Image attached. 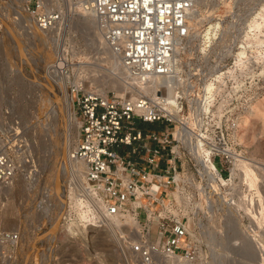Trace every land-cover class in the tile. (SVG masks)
<instances>
[{"label": "built area", "instance_id": "obj_1", "mask_svg": "<svg viewBox=\"0 0 264 264\" xmlns=\"http://www.w3.org/2000/svg\"><path fill=\"white\" fill-rule=\"evenodd\" d=\"M196 1L23 0L18 14L28 17V33L54 50L42 85L56 86L44 81L46 77L65 81L78 136L68 164L60 163L44 176L17 124L0 131V186L23 177L27 194L22 215L44 220L29 242L22 237L27 233L24 220L16 231L0 232V264H77L74 252L67 251L71 245H65L61 260L56 256L59 227L77 222L67 240L73 244L90 231L106 229L112 217L122 226V233H114L122 264H204V233L196 228L203 224L198 220L246 219L257 212V202L252 206L247 201L255 198L254 192L231 168L247 157L237 132L246 110L262 94L259 63L253 58L246 66L236 65L234 50L241 48L243 39L232 36L233 50L216 55L212 44L202 54L200 68L185 71L179 60L175 69L177 51L189 37L188 21ZM75 5L93 12L105 49L126 70L138 79H169L174 104L167 102L163 85L157 87L155 100L142 93L126 97L90 89L89 78L100 71L80 63L91 62L82 59V53L94 54L86 45L92 30L84 51L68 55L59 49L79 22V14L72 10ZM205 83L211 89L204 95ZM141 124L163 127L142 131ZM69 160L82 169L76 172ZM69 194L82 218L74 216ZM205 237L210 241V234Z\"/></svg>", "mask_w": 264, "mask_h": 264}, {"label": "rangeland", "instance_id": "obj_2", "mask_svg": "<svg viewBox=\"0 0 264 264\" xmlns=\"http://www.w3.org/2000/svg\"><path fill=\"white\" fill-rule=\"evenodd\" d=\"M21 3L22 0H0V131L4 133V130L8 131L17 124L23 138H25L28 145L31 146V150L35 156L37 169L45 176V174H48L50 171L60 168V162L67 159L69 152L71 153L72 149L75 147V142L71 139L74 142L71 141L72 147L65 144L63 130L67 124V119L63 115L64 110L59 105L53 106L52 109V106L50 105L51 103L53 105L57 104L56 96L58 93L56 94L54 90L42 85L43 83L41 81H43L44 75L48 69L45 62L48 60L44 53H46L49 48L46 43L40 42L37 38L32 37L28 33L26 28L28 23H26L18 14V4L20 5ZM193 11L196 16L194 20L195 26L190 27L191 29L186 44L181 50L177 51L180 55L179 60L182 62L183 70L187 71V69L193 70L200 68V59L204 53L202 50H207L203 49V33L210 24L218 21L223 28V33L220 34L219 38L221 37L223 40L221 41L218 39L214 44L216 55L225 52L226 50L228 51L230 47L232 48L234 42L232 36H236L242 38L243 41L241 43V48L234 50L235 54L239 49H243L245 55L242 57L247 60V63L253 61V58L259 63V68L256 71L259 73L262 94L256 102L259 101L262 96H264V0H198ZM253 19H256L262 25L258 30L251 29L249 26ZM82 30L83 27L79 22L78 24H75L70 33H68L70 37L65 44L60 46L59 49L66 52L68 55L71 52H77L80 48L83 50L84 45L87 43L86 39H89L91 35L85 34ZM74 31L76 33H74ZM247 36L250 42L246 40ZM17 37L20 39L21 47H18L17 45ZM255 37H259V43L254 42ZM86 45L88 47L93 44L87 43ZM44 48L47 49L45 50ZM88 48H90V46ZM91 49L94 51L93 48ZM233 49L234 47L232 50ZM51 50L54 52L53 49ZM41 52H43V54ZM261 53H263V55ZM105 56L106 55L103 53L100 56L98 54L96 55V60L102 58L105 62L100 63L94 60V57H89V52L82 53V59L90 60L99 66V70H96L100 72L94 77H104H102L103 82H97L96 79L90 78V81L92 80L91 84L93 83V80L97 83L94 82V85L89 83V85L93 88L102 90V92L112 93L116 96L125 95L126 97H130L131 92L136 90L130 89V91H125L126 89H124L122 91L118 83L108 77L109 74L106 70L109 71V69L106 68H108L109 65L106 63L107 56ZM235 56L234 61L236 62L237 59ZM90 81L88 80V82ZM113 82H116L117 85ZM68 93L70 94V91H68ZM45 103L47 105H45ZM66 106L69 109L70 105H67L66 103ZM68 109V114L66 113L67 115L70 114ZM247 110L242 120L247 115ZM261 115L252 119L250 124L246 125V127L245 125L242 126V120L240 123L243 128L240 127L238 141L245 149L247 158H249V161L252 164H254L252 161L253 158L257 164L259 159L260 161L264 160V108L261 110ZM161 127L163 126L158 124H141L138 126L142 131H157L161 129ZM215 165L217 168H220L218 161L215 162ZM251 169L253 170V168ZM254 173V182L256 181L254 185H251L253 184L251 182V176H245L246 178L244 179H247V181L249 180L251 186L256 187V183L258 184L257 187H259L261 197L264 201V177L261 176L259 169L254 171ZM222 174L225 175V172ZM262 181L263 184L261 185ZM26 194L27 186L23 177H18L9 187L0 186V232L16 231L18 223L21 220H24L27 225V233L22 237L25 238L24 240L26 242H29L34 238V233L38 231L36 229L38 224L42 223L44 220L41 218L24 217L22 215V204ZM262 217L264 218V214L261 216V219ZM139 218L142 219L141 214ZM232 220L239 222V225H234L236 223L230 221L232 225L235 226V229L238 227L242 230L250 227V220L248 218ZM228 221L217 217L213 219L198 220V222H202L203 224V226L199 227L198 225L196 228L197 231L199 230L204 233L201 235L202 244L204 245L202 248V254H206L204 264H215L217 261L218 264H259L261 259L264 260V254L261 255L259 251L257 252V247L256 249L253 248L254 244L251 245L252 242L250 243L251 247H246V245L250 246L248 244L250 240L248 242V239L245 241L242 240L243 244L244 242L247 243L242 245V249H244L243 251L242 249L240 251L235 249L237 248V244H234V242L238 241L236 239L232 240L233 247L230 245L231 248H229L226 244V242H229V239H224V237L226 234L235 236L236 232L228 231ZM62 223L63 222H61L60 225ZM261 228L262 234L260 238L263 239L264 223ZM60 229L61 228L59 227V232L61 231ZM104 231L107 232L104 228L100 229L98 232H89L87 238L84 239L85 243L81 247L82 259L77 257L73 247H71L72 249L70 248V250H67L70 253L74 252L78 260L77 264H122L118 255V244L114 236L112 235V238V236H109L110 234L108 232L105 233ZM209 232L214 233V242H207L204 239L206 238L205 233L209 235ZM62 235H65V233L63 232ZM64 239V236L63 238L61 236L60 240L58 238L56 240L58 244V254H56L58 260H61V254L65 247H67L65 246V243L63 244V242H65ZM67 243L68 246H73L70 242ZM259 246L263 248L264 243ZM251 248L255 249V252H257L255 262H251V258H253V250ZM247 249L249 250L247 252H250L251 254H248L247 252L243 254ZM58 264H63V262ZM260 264H264V262L262 261Z\"/></svg>", "mask_w": 264, "mask_h": 264}, {"label": "bare ground", "instance_id": "obj_3", "mask_svg": "<svg viewBox=\"0 0 264 264\" xmlns=\"http://www.w3.org/2000/svg\"><path fill=\"white\" fill-rule=\"evenodd\" d=\"M198 1V0H197ZM197 1H196V3H197ZM196 3H195V5H196ZM22 4H23V0H22V3L19 5L18 4V7H20L19 8V12H21L20 11V9H21V6H22ZM71 5V4H70ZM69 5V6H70ZM195 5H194V8H195ZM194 8L192 9V11H191V14H190V18H189V21H188V26H189V30L191 29L190 27H194L195 26V23H194V20H195V15H194ZM72 10H74V11H76V13L77 14H79V19H78V21H79V23H80V25L83 27V30H82V32L84 31V33H86V34H88L89 32H90V30H92V32H93V37L92 38H90V41H91V43L89 42V44H93L92 46L91 45H89L90 46V48H93V50H94V54H93V56L92 57H94V60H96L95 58H96V55L98 54L99 56L100 55H102V53L103 54H105L106 56H107V64L109 65V67L108 68H106V69H109V71L108 70H106L107 71V73L109 74V76L108 77H110V78H112L111 80H113V81H116L117 83H118V85H119V87H120V89L123 91L124 89H126L125 91H130V89L131 90H133V89H135L136 91H132L131 92V95H133L132 97H135V93H142L143 95H146V96H148V97H150V99H153V100H155L156 99V94H155V92H156V90H157V87L158 86H161V85H163V87H164V95L166 96V100H167V102L169 103V104H174V102H175V93H174V90L172 89V85H171V83H170V81H169V79L168 80H165V79H163L162 77H159V76H148L147 78L146 77H144L143 79H138L133 73H131L130 72V70H126L124 67H123V65H122V63L118 60V59H116V58H114L112 55H110L109 53H108V51L105 49V45H104V42L102 41V39H101V36H100V34H99V32L97 31V29H96V27H95V24H94V14H93V12H90V11H88V10H86V9H84L83 8V6L81 7L80 5H75L74 6V9H72ZM193 13V14H192ZM258 15V14H257ZM258 17V16H257ZM84 18V19H83ZM23 20L25 21V22H29V19H28V17L27 16H25L24 18H23ZM191 21H192V25H191ZM262 22V21H261ZM30 24V23H29ZM249 26H250V28L251 29H259V27H261L262 25H261V23L260 22H258L256 19H253L251 22H250V24H249ZM31 29V28H30ZM10 30V29H9ZM223 28H222V26H221V23L220 22H218V21H215V22H213L212 24H210L207 28H206V30H205V32L203 33V42H202V44L204 43V47H203V49H207L208 50V48H210V46L212 45V44H215L216 42H217V40L218 39H220L221 41L223 40V38H219V36H220V34H222L223 32ZM9 32H11V31H9ZM35 33H36V35L38 36V35H40V36H42L41 38L42 39H46V36L44 35V33H42V32H39L38 30H35ZM257 34V33H256ZM255 35V34H254ZM253 35V36H254ZM258 35V34H257ZM33 36H35V35H33ZM252 36V37H253ZM244 37H246V36H244ZM216 40V41H215ZM246 40H248V36H247V38H246ZM249 41V40H248ZM16 42H17V45H18V47H21L20 46V39H19V37H17V39H16ZM246 42V41H245ZM250 42V41H249ZM254 42L255 43H259L260 42V40H259V37H255L254 38ZM244 43V42H243ZM252 43H253V40H252ZM38 44V43H37ZM36 44V45H37ZM40 44V43H39ZM260 45V44H259ZM88 46V47H89ZM206 47V48H205ZM245 47V46H244ZM243 48V47H242ZM246 48V47H245ZM21 49H23V48H21ZM45 50L47 49V48H44ZM48 51L46 52V53H44L45 54V57L47 58V60L48 61H46V63L48 64V63H50V61H51V59H52V57H53V52H52V50H50V49H47ZM213 51H215V49H212ZM42 51H43V49H42ZM202 51H204V53L206 52V50H202ZM42 54H43V52H41ZM262 55H263V53H261ZM236 55V56H235ZM234 56H235V58L237 59V61L235 62V64L236 65H238V66H240V65H245L246 66V64H247V60H245V58L244 57H242V56H244L245 55V51L243 50V49H239V51L238 52H236V54H235ZM105 56V57H106ZM43 58H44V56H43ZM86 58V57H85ZM258 58V57H257ZM179 56H175V62H174V68L175 69H179ZM45 61V60H44ZM88 61V60H87ZM97 62H100V63H105L104 61H103V59L101 58H99L98 60H96ZM109 62V63H108ZM87 63V64H86ZM85 64H83V63H80V66L81 67H89V66H94L96 69H98L99 70V66H97V64H95L94 62H86ZM90 64H92V65H90ZM101 68V67H100ZM20 71H21V69H20ZM97 71V70H96ZM263 72H264V69H263ZM106 74V73H105ZM107 75V74H106ZM95 75H93V77H90L91 79L93 78V79H96V81L97 82H103V78L102 77H100V79H99V77L97 78V77H94ZM174 76V75H173ZM90 78H89V81H90ZM110 80V81H111ZM141 80H143V81H141ZM44 81H47V83H50L51 85H56V86H60V87H53L52 88V90H54V92H56V94H57V96H56V100H57V104H55V105H53L52 103L50 104L51 106H52V109H53V106H56V105H59L61 108H63V110H64V116H65V118L67 119L66 121H67V124H66V126H65V128H64V132H63V136H64V139H65V144L67 145V146H71V139H73L74 140V142L76 141V139H77V136H78V131H77V124H76V121L74 120V118H73V115H72V107H73V99H72V96H71V94H69L68 93V91L65 89V85H64V82L65 81H63V80H59V79H50L49 77H46L45 78V80ZM92 81V80H91ZM91 81L90 82H88V83H90L91 84ZM94 80H93V85H94ZM97 82H95V83H97ZM116 82H113V83H116ZM111 83H112V81H111ZM110 83V84H111ZM117 83H116V85H117ZM120 83V84H119ZM91 84V85H92ZM102 84V83H101ZM44 86V85H43ZM117 87V86H116ZM90 89H94V90H96L98 93H100V94H102V95H104L106 92H102V90H99V89H96V88H93V87H91ZM210 89H211V84L210 83H205L204 85H203V87H202V91H203V93H204V95L205 94H207V93H209V91H210ZM57 90V91H56ZM123 96V95H122ZM66 101V102H65ZM44 102H46V101H44ZM256 102V101H255ZM47 103V102H46ZM45 103V105H47ZM66 103H67V105H70V107H69V109L67 108V106H66ZM45 105H43V106H45ZM264 108V96H262V98L259 100V101H257L255 104H253V105H251L250 106V108L247 110V115L244 117V119L242 120V118H241V120H242V126L243 125H245V127H246V125H249L250 124V121L252 120V119H255L257 116H259V115H261V110ZM41 109V108H40ZM67 109H68V112H70V114L69 115H67L68 113H67ZM169 110H171V111H173L174 109L172 108V107H169L168 108ZM47 112V111H46ZM53 112H54V110H53ZM52 112V113H53ZM67 113V114H66ZM176 113V112H175ZM177 116H178V114H177ZM244 116V115H243ZM262 116V115H261ZM37 119V118H36ZM241 120L239 121V129H238V132H237V140H239V134H240V127H241V125H240V123H241ZM264 120V119H263ZM241 128H243V127H241ZM62 133V132H61ZM73 142V141H72ZM73 142V143H74ZM239 142V141H238ZM72 147V146H71ZM74 149V148H73ZM66 150V149H65ZM67 151V150H66ZM70 151V150H69ZM69 154H70V152H69ZM197 156L200 158V159H202L204 156H203V153L201 152V151H198V154H197ZM252 161H253V163L254 164H252V163H250V161H249V158H247V157H244L243 159L241 158V159H238V160H236L234 163H233V166H232V168H231V172H232V174L233 175H236L238 178H240L241 180H244V183L247 185V187L249 188V190H251V191H253L254 192V195H255V198H253V199H251V200H247L248 201V203H250L252 206L254 205V206H256L255 204H256V202H257V212H250V215L248 216V219L250 220V227H247V228H245V229H240V228H238V227H236V229H235V226L234 225H239V222H237V221H234V220H227L228 221V223H227V228H228V231H232V232H236L235 234V236L233 235H228V234H226V236L224 237V239L226 238V239H229V242H226V244L229 246V248H231L230 247V245L233 247V242H232V240H238V241H236V242H234V244H237V248H235V249H238V251H240L241 249H242V245H244V244H247V243H245L244 242V244H243V241L242 240H247L248 239V242H249V240H250V242L248 243L249 245H250V243H251V245L252 244H254L252 247L253 248H255L256 249V247H257V252L259 251L260 253H261V255L262 254H264V247L262 248L261 246H259V245H261L262 243H264V236H263V239H261L260 238V236H261V234H262V228H261V226L263 225V220H264V218L262 217V219H261V216L264 214L263 212H264V201H263V199H262V197H261V194H260V190H259V187H257L258 186V184L256 183V187H254V186H251V185H254L255 184V182H254V176H255V173H254V171H257L258 169H259V172H260V174H261V176L262 177H264V160H262V161H260V159H259V162H258V164L256 163V161L254 160V158L252 159ZM61 163V165H63V164H68V157H67V159L66 160H64L63 162H60ZM69 163H71V165H72V168L73 169H75L76 170V172H79V170H81L82 169V166L81 165H79V164H75V162H73V161H71V160H69ZM259 165V166H258ZM253 168V170L251 169V168ZM257 173V172H256ZM258 174V173H257ZM259 175V174H258ZM245 176H247V177H249V176H251L252 177V183L253 184H251L250 185V183H249V180L247 181V179H244V178H246ZM260 177V176H259ZM256 178V177H255ZM260 179V178H259ZM17 179H15L14 180V182L16 181ZM256 180V179H255ZM263 180H264V178H263ZM258 181V180H257ZM263 184V181L261 182V185ZM264 185V184H263ZM9 187V186H8ZM214 189H217L218 190V185H216V184H214ZM261 187H263V186H261ZM264 188V187H263ZM262 188V189H263ZM7 189V188H6ZM263 191V190H262ZM64 194V193H63ZM68 201H69V205H70V207L72 208V210H73V212H74V216H77V218H82V214H81V212H79L78 210H79V207H78V205H77V203H74V198L72 197V195L71 194H69L68 195ZM248 206V205H247ZM70 208V209H71ZM126 222H128L129 220H125ZM230 221H233V222H235L236 224H234V225H232V223L230 222ZM75 223L77 224V222H75V221H73V220H71V221H69V222H67L64 226H63V228H62V230L60 231V234L57 236L58 237V239L60 240V238H61V236H62V238H63V236H64V241L65 242H63V244L65 243L66 245L68 244L67 242V240H68V235L70 234V233H72L73 232V227L75 226L76 227V225H75ZM107 228L105 229L110 235L109 236H114V234L113 233H115V231H118L119 233H122V226H121V224H120V220L118 219V218H116V217H112V218H109L108 219V221H107ZM79 228V230L81 231V229H83V228H85V227H82V228H80V227H78ZM233 230H236V231H233ZM65 233V235H62V233ZM105 232V231H104ZM107 232H105V233H107ZM234 233H232V234H234ZM100 235V234H99ZM219 235V234H218ZM221 235V234H220ZM113 236H112V238H113ZM105 237V236H104ZM108 237V236H107ZM231 239H230V238ZM233 237V238H232ZM86 238V236L85 235H82V237L79 239V241H76L75 243H73V249L74 250H76L77 252H79V253H81L82 252V249H81V247H82V245L85 243L84 242V239ZM106 238V237H105ZM218 238V237H217ZM261 240H260V239ZM209 239H210V241H212V242H214V233L213 232H210V237H209ZM103 240V239H102ZM258 240H260V241H258ZM258 241V242H257ZM103 242V241H102ZM261 244H260V243ZM71 243V242H70ZM259 243V244H258ZM251 245L250 246H247L246 245V247H251ZM216 248V247H215ZM245 248V247H244ZM249 249V248H248ZM246 250V251H244L243 252V254H245V252H247V251H249V250ZM252 249V248H251ZM251 249H250V251H251ZM255 249H252L253 250V253H252V256H253V258H251V262L253 261V262H255V259L257 258V252H255ZM244 249H242V251H243ZM241 251V252H242ZM240 252V253H241ZM214 253V252H213ZM248 253V252H247ZM250 253V252H249ZM248 253V254H249ZM251 254V253H250ZM238 255V254H237ZM239 256V255H238ZM248 256V255H247ZM247 256H244V257H247ZM229 259H231V258H229ZM233 260V259H232ZM215 263V262H214ZM221 263V262H220ZM215 264H218V261L215 263Z\"/></svg>", "mask_w": 264, "mask_h": 264}]
</instances>
